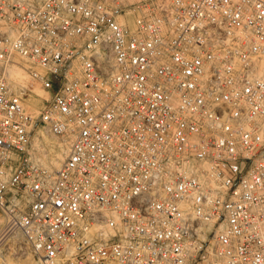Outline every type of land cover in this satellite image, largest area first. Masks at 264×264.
Listing matches in <instances>:
<instances>
[{
  "label": "built area",
  "instance_id": "obj_1",
  "mask_svg": "<svg viewBox=\"0 0 264 264\" xmlns=\"http://www.w3.org/2000/svg\"><path fill=\"white\" fill-rule=\"evenodd\" d=\"M0 24L3 230L40 264H264V0H0Z\"/></svg>",
  "mask_w": 264,
  "mask_h": 264
},
{
  "label": "rangeland",
  "instance_id": "obj_2",
  "mask_svg": "<svg viewBox=\"0 0 264 264\" xmlns=\"http://www.w3.org/2000/svg\"><path fill=\"white\" fill-rule=\"evenodd\" d=\"M128 20L131 21L133 18L132 14H128ZM0 30H3L2 25L0 24ZM24 76V75H22ZM25 84L28 83V78L25 76ZM24 83V81H23ZM21 83V84H23ZM46 94L39 90L38 88L34 89L32 93L28 94L26 99L24 100V108L27 112H32L31 108L36 109L38 114L39 106H40V100L41 98H45ZM28 99V100H27ZM32 99V100H31ZM35 102L34 106H37L36 108L32 106V102ZM31 102V103H28ZM34 112V111H33ZM32 114V113H30ZM35 115V116H36ZM33 115V117H35ZM41 131V132H40ZM42 134V135H41ZM37 135L39 139L41 140V144L43 146V149L46 152H50V150H53L56 148V144L63 143L60 140L56 139L55 137L49 136L47 134H43V130L41 128H33L32 130V136L36 137ZM47 135V136H45ZM57 142V143H55ZM54 145V146H52ZM52 146V147H51ZM34 148V147H33ZM52 148V149H51ZM50 149V150H49ZM40 152L37 153L36 149L34 148V151L32 155L36 158L37 156H40ZM37 157V159H38ZM40 159L43 157L40 156ZM42 165L44 168H46L49 171H54L56 169L48 168V164L45 159H42ZM65 160V159H64ZM44 162V163H43ZM47 167H46V164ZM3 221V222H2ZM4 216L2 212L0 211V264H40L37 257L33 255V253L30 251L29 247L25 243L23 237L15 230H3L4 229ZM2 228V230H1ZM3 231L5 232L3 234ZM3 234V235H2Z\"/></svg>",
  "mask_w": 264,
  "mask_h": 264
},
{
  "label": "bare ground",
  "instance_id": "obj_3",
  "mask_svg": "<svg viewBox=\"0 0 264 264\" xmlns=\"http://www.w3.org/2000/svg\"><path fill=\"white\" fill-rule=\"evenodd\" d=\"M132 19V18H131ZM22 75H24V73H22L20 70H18V69H14V70H12L11 72H10V79H11V81H12V84L14 83V84H19V83H23V81H24V83L23 84H25V80H26V78H25V76L26 75H24V76H22ZM27 77V76H26ZM28 100V99H27ZM32 100V99H31ZM28 103H31V102H28ZM35 105V102L33 101L32 102V106L33 107H37V106H34ZM31 111L32 112H30V113H32V115H36V113H37V111H36V109H34V108H31ZM34 111V112H33ZM41 132V131H40ZM44 134V133H43ZM42 135V134H41ZM45 136H47V135H45ZM55 143H57V142H55ZM52 146H54V145H52ZM51 146V147H52ZM34 148L36 149V151H37V153H41L40 154V156H42L45 160L44 161H46L47 162V164H48V168H52V169H56V170H58L59 169V167L61 166V164L63 163V161H64V159L66 158V154H67V151H68V145H67V143H58V144H56V148H54L53 150H50V152H46L44 149H43V146H42V144H41V141L40 140H35V142H34ZM52 149V148H51ZM39 156V157H40ZM38 157V156H37ZM36 157V158H37ZM38 157V161L40 162V163H42V159H40ZM44 163V162H43ZM46 164V163H45ZM47 164H46V167H47ZM42 165H44V164H42ZM55 171V170H54ZM3 222V221H2ZM1 224H3V223H1ZM0 224V225H1ZM1 230H2V228H1ZM6 232V231H5ZM4 231H3V234L5 233ZM2 234V235H3ZM1 237V236H0Z\"/></svg>",
  "mask_w": 264,
  "mask_h": 264
}]
</instances>
